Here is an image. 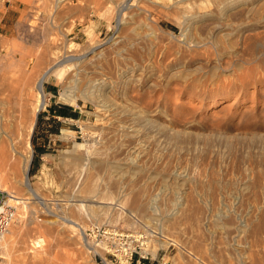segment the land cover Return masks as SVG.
I'll use <instances>...</instances> for the list:
<instances>
[{
  "label": "rangeland",
  "instance_id": "1",
  "mask_svg": "<svg viewBox=\"0 0 264 264\" xmlns=\"http://www.w3.org/2000/svg\"><path fill=\"white\" fill-rule=\"evenodd\" d=\"M4 1L5 0H0V8L4 4ZM126 1V6H121L124 0L120 2H118V0H19L18 2L22 3L24 10L20 16L18 29L7 35L0 31V133L2 134H0V140L3 141L0 143V149H7L8 154L7 152L6 154L7 156L10 155L11 158L8 157L9 159H12L11 166L14 164V168L11 167V171L15 169L16 176H19L18 178L22 181L25 179L23 173V162L25 158L23 159V157L29 154V151L26 152L27 150H31L33 155L27 173L28 185H15L1 178L3 175L0 176V182L4 179V184L1 183L3 185H1V187L9 191L14 190L17 196L26 199V202H22L17 206V218L12 223L13 226L11 227L13 235H15V237L12 236L15 240V242H12L15 247L13 251L17 258V260L15 258L17 262L13 261L12 263L25 264L21 262L20 258L26 251L31 255L39 253V255L42 256L43 260L38 264H84L85 258L90 260H88L89 264H100L90 256L79 240L77 226L86 227L87 223L92 219L100 224L109 225L110 227L117 228L119 231L130 235L129 240H131V247L126 250L127 253L125 252L124 254L123 252V254H119L117 258H115L113 254L107 255V259L109 261L113 259L116 264H264V233L254 235V237L251 238L255 242L252 249H248L246 247L248 245L245 246V244H247L245 239H243L245 240L244 242L242 239H238L241 241L235 242L236 247H238L239 244L240 248L244 246L242 254H238L236 251L227 249L226 240L223 238V234L220 233L223 230L218 227L220 217L222 216L221 213H223L225 209H233L236 213L238 211L237 214L241 216V219H247L253 218L256 215L255 213H257L255 212L257 208L264 206V167H261L264 166L262 165L263 163L260 166V161L258 162V159H255V157L250 158L253 157L250 156L246 159H238L237 162H235L236 164L231 159H227V163L230 164L228 165L225 163L226 161L223 162V164L219 161L216 162L213 158L207 157L204 159L199 155L196 156L191 150H187L186 152V150L184 151V149H182V151H184L182 152L180 148L176 150L177 145L174 146V143L168 140L169 138L165 139L166 136H164L157 127H151L149 129L151 134H154L155 139H153V143L155 145L150 142L152 140L148 141V139L142 140L141 142L143 145L146 144L144 145L145 148L156 149L159 150V152L161 150V152H158V155L156 153L157 156H155V153L147 152L149 156L145 153V157L141 154L136 156L137 159L132 155L130 156L131 158H135L137 161L139 160L140 162H138L145 166L143 165L141 169L136 171L128 172L124 164H121V168L117 167L119 168L117 172V168L111 163H118L122 161L123 158L126 159L127 156L124 157L120 155L121 157H118L119 154L115 151L113 154V146L111 145L112 139L110 143L107 133L103 132V128H100L109 120L108 117L112 115L110 114L112 113L110 109H113L115 106L120 108L122 106H128L127 108L130 107L132 110L134 109L133 111L136 113L140 114V112H142L144 116L147 114L149 117L151 116L159 122H164L167 125L170 124L169 126L175 127V129L185 130L191 133H210L212 129L219 126V124L224 126L226 123L228 124V121H231L233 126L235 125L236 132L241 131L243 134L247 130H251V126L253 125L259 124L264 126V52L261 53V56L260 54L253 55L247 52L248 48L246 49V43L248 42L247 45H249V43L252 42L253 38L251 36H248L249 38L247 37L244 45L238 43L236 45V50L232 53H226L224 57H217V55L219 56L217 51L220 49V52L223 50V52H227L230 47H228L227 50L226 48L217 49L212 43L205 44L207 48L204 47V45L199 49L197 48L198 51L194 50L191 52V49L188 51L189 48H187V44L192 43L188 41L191 39L192 35L188 36L191 33L187 31L188 29L185 24V26L182 25L184 22L182 24L180 23L182 22V13L176 11V8L172 5L173 0ZM110 6H112V8L114 7V10L112 9L113 11L111 10V12L108 9ZM106 8L108 10H105ZM119 20L122 21L120 25H118ZM170 24L175 25L177 28H173ZM185 28L187 30H184ZM91 29H94L96 33V38L94 37L93 40L94 43H92V39L87 33ZM207 33V30H204L199 31L197 35L205 37ZM185 42L188 43L186 44ZM71 43H75L74 45H78V47L73 45V47L69 48ZM92 44L94 46L99 44L100 47L98 50L104 49L103 53L105 55L103 54L100 57L109 60H114V58H121L120 60H123L125 58L124 60L129 62L130 60L133 63H136L134 61H137V63L141 62L139 64L146 70V73H148L150 69V74L152 73L156 77L160 76L164 82L168 80V75L170 76L172 73L176 75L178 72V76L176 75L173 79H170L169 83L171 86L168 91L170 92L174 89L176 93H173L174 91L172 92L173 101L171 103H169L170 101L168 102V114L163 112L160 114V111H156L154 108L155 106H148L149 101L153 103L154 100H158L157 96H159L161 92L152 96V98L147 101L148 103L140 101L139 103L129 104L125 103V101H121L117 96L114 97L112 95L106 96L105 98V94L102 95L103 92H101L96 85L85 81V77L89 72L88 68L90 71L93 70V65L87 64V66L85 63H81L80 60H74L69 64H56L51 67V65H54L55 59L59 57L70 59L81 58L80 56L83 54L85 55L88 51L87 48L91 47ZM262 45H264V39ZM185 47L187 50L184 49ZM203 48L206 49L204 50ZM199 50H202L201 53H203V55L205 54L204 51L206 52L208 50L206 53L211 52V58L204 57L194 60L190 58L189 60V56L192 55L191 53H198ZM56 54H58L59 57ZM89 54H92V52ZM213 54H215L216 57ZM183 55L185 57H183ZM213 56L215 58H213ZM81 64L87 67L84 68ZM195 66H201L199 72H194ZM213 66H218V70ZM49 67H51L50 71L44 80V91L47 93L46 104L57 100L67 105H77L82 109V115L79 120L73 123H65L63 126L62 129L72 131L69 138H64L61 133L62 129H59L57 133L50 135L51 145H49L48 150L43 153H36V142H33L35 125L28 138L30 124L28 119L26 121L24 118H27L28 114L26 112L30 111L28 109H30L32 105V100L36 98L37 89L35 86H32L33 82L43 70ZM181 69L184 71H180ZM95 75L94 73L92 77ZM198 76H202L200 77L202 79H200L202 85L199 83L198 87H196L193 84L194 87H191V78H199ZM77 77L84 79L80 82L81 86L76 83ZM26 84L29 85V88L24 91V86H26ZM48 85H54L56 89L50 92V90H48ZM185 86L188 87L186 88ZM177 88H179V90ZM193 88L200 93H214L216 97L208 98L206 96V98L202 99L204 97L202 96L198 98L199 100L196 97L197 100H191L189 97L197 96L196 93H198L195 92ZM202 88H205V90ZM144 89L150 90L147 88ZM199 89L201 91H199ZM191 90L192 93H190ZM66 91L77 97L75 103L71 104L60 99L61 95L66 93ZM169 92H167V96L170 95L171 92ZM22 98L24 101L21 100ZM212 99H215L216 102H213ZM177 100L183 103L182 115H178V113L175 112V110H177L175 104L178 102ZM112 101H118V103H114L116 105L112 107V103H110ZM121 102L122 104L124 102L125 105H122ZM103 103L111 106H102ZM20 105L24 108L22 109ZM18 106H20L22 110L28 108V111L26 110V112H24ZM101 108L103 110H101ZM147 109L150 110L144 111ZM152 110H154V113L151 112ZM42 111L41 109L36 116L35 124ZM173 114L175 115L174 117ZM163 116H165V118ZM172 118L177 120H188L189 123H174L172 122ZM96 131L97 133H95ZM261 131L264 135V130L261 129ZM92 132L95 134L90 137L89 134ZM103 135L107 138L105 136L106 139L101 137ZM11 138L16 143L15 148L17 153L14 154L10 146ZM246 138L251 139L249 136ZM246 138L244 137L245 140ZM101 139L106 140V142L108 141L107 145L109 147L104 143L105 141L103 142ZM248 139L247 142L250 141V139L249 141ZM100 140L103 143H101ZM28 141L31 142L32 149L27 148L26 150ZM86 143H91L92 146L89 148L90 151L92 149V154L94 151L97 152L95 149L99 146L100 147L97 149L98 151L102 152L104 149L105 154L102 152L99 158L107 154L106 158L103 159H107L106 164L111 167L109 168L105 165L106 169L109 168V170L105 168H98L99 170H96V182L99 183L96 184V193L98 196L100 194V197H102V199L104 198L106 202L108 201L107 204L103 200L102 205H109V208L106 210L107 217L105 218H90L86 216V214H82L84 209L80 212L77 206L72 205L75 204L73 195L78 189L82 188V182L84 181L86 173V169L82 170L83 174H79V172L75 170L77 166L74 167L72 165L77 164H72V157H74L73 153L77 155L78 152L81 153V151H85L88 147ZM103 144L107 146L110 151L105 150L106 147L104 148ZM166 144L169 145L166 146ZM172 145L174 147H172ZM172 148L175 149L173 150ZM167 149L170 151L173 150L172 154H169ZM76 150L78 152H76ZM178 150L181 152H177ZM100 152H97L98 155ZM97 153L94 155L95 157H98L96 156ZM243 161L250 165L248 170L241 169L240 165L243 166ZM2 166L3 165L0 164V168H2ZM72 170H74L76 176H74ZM9 171L10 170H8V172ZM179 171H183L190 181H192L189 185H184V187L180 182H176L174 174ZM121 172L123 176L124 174L126 176H124L125 179L123 178L125 188L123 194L120 193L121 197L119 200V192H117L119 189H117L116 178ZM115 180L116 182H114ZM112 181L115 184L112 183ZM248 181H256L257 186L252 191L253 193L251 192L246 195V189L243 187V184ZM110 183L112 185H108ZM101 184H103V186ZM113 185L114 187L112 188ZM107 187L109 189H107ZM140 187H147L146 189H149L147 191L154 194L159 192L170 194L171 196H169L171 198L169 197L167 201L172 200V205L169 203V208L171 209L172 207L173 211H175L174 208L178 211L181 210V207L183 208L185 197L181 193H183L186 188H190V190L194 192L195 200H197L196 202H201L200 204L208 203H206L209 214L208 221L203 226H194L190 229L191 237L195 234L193 237L198 241L201 239L203 249L209 248L208 250L204 249L206 253L203 250L201 251L204 253L200 251L203 257L196 259L195 262H190L185 258L184 252L186 248H189L191 245L195 247L200 242L195 241L196 243L194 245L189 241L185 243L184 239L189 236V233L185 231L184 228L182 229L183 225L181 228L176 227L175 229L171 223H168L169 221H165L164 223L161 218L162 215H158L160 211H157L158 216L156 215L153 219L150 216L148 217L151 219L145 216L146 218H143L144 220L146 219L145 221L142 220L143 216H141L138 211L136 212V210H133L132 213L129 212L126 205H124L127 204V202H125L123 198L127 196L126 200L131 201L134 197L133 194H135L132 191L139 190ZM126 193H129V197L131 196L129 199ZM106 195L112 200L106 197ZM112 195H114V197ZM115 195H117V199H115ZM181 197H183L184 200ZM113 199H115L114 202ZM159 200H161L158 201L159 204H161L162 201L164 202H162V204L166 203L165 198V201L163 198ZM242 200L246 206L241 205L243 204L241 202ZM60 202H65V204L62 206L58 204ZM100 202H102V200ZM178 202L179 204H177ZM82 203L88 204V202ZM232 205L236 209L233 207L229 208ZM52 206H54L55 209L53 210L55 212L66 215V218L51 215L48 209ZM162 206H166V204ZM133 214H135V216ZM139 216L141 217L140 219ZM158 217H160V219ZM130 218H132L131 221L128 220ZM18 221L20 222L18 223ZM168 224L172 226L170 225V227ZM10 234L12 235L11 232L7 235L8 239ZM36 236L42 239L44 238V242H42L43 244H41L40 247L37 246L39 248H32L31 240ZM23 240L24 242L26 240V245ZM50 241L54 243L52 247L49 246ZM28 247H31V249ZM131 249L133 250L132 255L130 252ZM239 256L242 258L239 259ZM236 257L238 258L236 259ZM6 261V264H9L8 257Z\"/></svg>",
  "mask_w": 264,
  "mask_h": 264
},
{
  "label": "bare ground",
  "instance_id": "2",
  "mask_svg": "<svg viewBox=\"0 0 264 264\" xmlns=\"http://www.w3.org/2000/svg\"><path fill=\"white\" fill-rule=\"evenodd\" d=\"M120 1L121 0H118V2H120ZM126 2L127 1L124 0V2L121 3V6L122 5L126 6V4H127ZM172 2H173L172 5L176 8V11L182 13V16H181L182 22H180V23L182 24L184 22L182 25L185 24L186 28L188 29L187 30L185 28L184 30H187V31H189V33H191L188 36L192 35L190 40L187 39L188 41H191L192 43L187 44L188 42L187 43L185 42L188 45L187 46V48H189L188 51H190V49H191V52H192L194 50H197V48L199 49V48L203 47L205 44L212 43L215 47H217V49L218 48H226V50H227L228 47H230V49H228L227 52L226 51L223 52L224 50L220 52L219 51L220 49L218 51L216 50L218 52V54H219V56L217 55V57H224L226 55V53L228 54V52H230V53L234 52L236 50V47H237L236 45L238 43H242V45H244L245 42H246L245 40L247 39V37L251 36L253 38V40L251 39L252 42L249 43V45H247L248 42L246 43V49L248 48L247 52H250L253 55L254 54L255 55L256 54L257 55L260 54V56H261V53L264 52V45H262L263 39H264V0H173ZM108 9L111 12L112 9L114 10V7L112 8V6H110V8L108 7ZM108 9L106 8L105 10H108ZM121 22L122 21L119 20L118 25H120ZM204 30H207V32H208L205 37L197 35L199 31H204ZM87 33L89 34L90 38L92 39V43H94V41H93L94 37L96 38V33H95L94 29L89 30ZM74 44L71 43L69 45V48L73 47ZM74 46L78 47V45H74ZM99 47H100L99 44L98 45L96 44V46H94L92 44L91 47L87 48V50H88V51L86 50L87 53L85 55L83 54L82 56H80L81 58H77V59L60 58L59 55L56 54V55H58L59 58H56V59L54 58L55 59V63L53 62L54 65H51V67L55 66L56 64H60V65L61 64H69L70 62H72L74 60H80L81 63H85L86 65L87 64L88 65H93L92 67L94 69L90 71L89 68H88L89 72H88V74L86 73L87 76L85 77L83 75L85 77V81L93 83L94 85H96L98 87V89L101 92H103L102 95L105 94V98H106V96H112L113 95L114 97L117 96L118 98H120L121 101H125V103H129V104L139 103L140 101L147 102L149 99L152 98V96L158 94V92H161V94L159 96H157L158 100L156 98L157 101L154 100L153 103H152V101H149V103L148 102L147 103H148L149 107H154L155 106L154 108L156 109V111H160V114L162 112L168 114L167 113L168 112V106L167 105H168L169 101H170L169 103H171L173 101L172 92L174 91V89H172L173 91H170L171 93L168 91L169 87L171 86L169 83H170V79H173L178 74V72L176 73V75L174 73H172L170 76L168 75V80L164 82V80L160 76L156 77L154 74H152V73L150 74L149 73L150 69H149V72L146 73L145 72L146 70H144V68L141 66V64H139V63H141L139 61H138L139 63H137V61H134L136 63H133V62H131V60H130V62L129 61H125L124 60L125 58L123 60H120L121 58L120 59L118 58L119 60L115 59V58H114V60H109L107 58L100 57V56H102L104 54L103 53L104 49L98 50ZM204 47H206V45ZM187 48L185 47L184 49L187 50ZM201 51L202 50H199L198 53H194V54L191 53V52H188V53L192 54V55H190L191 57L189 56V60H190V58L191 59L193 58V60H194V59H198V58H204V57L208 58V57H210V53H211L210 51H209L210 53H206L208 50L206 52L204 51V53H205L204 55H203V53H201ZM91 52H92V54H89ZM182 53H183V50H182ZM181 54H180V56H181ZM213 55L215 56V54H213ZM211 56H212V54H211ZM214 56H213V58L216 57V56L215 57ZM183 57H185V56L183 55ZM257 57H259V56H257ZM78 63H79V61H78ZM81 65L83 66V64H81ZM47 67H48V65H47ZM51 67L46 68L45 70H43L36 77V79L34 81L35 83L33 82L32 86L36 87L37 94H36V98L34 100H32V105H31L30 109L25 108V110H22L24 107H22L21 106L22 104L19 102L21 104L20 106L22 107V109L20 108V106H18V107L22 111L26 112L27 109L30 110V111L27 110L29 113L26 112L28 115L25 113L27 115V118H24V119H26V121L28 119V122L30 124L29 132L27 131L28 132V138L31 135L32 130L34 128L36 116L38 115L39 111L41 109H43V107L46 105V102H47V93L44 91V80H45L46 75L49 73ZM86 67H84V68H86ZM200 67L201 66H195V71L194 70L193 71L195 73L197 71L199 72V69H201ZM213 67L218 70V66H213ZM77 69H79V68H77ZM180 71H182V69ZM155 72H156V70H155ZM94 73L96 75L94 77H92L94 75ZM193 76H195V75H193ZM79 77H77L76 83H78V85L80 84L79 86H81L80 82H82L84 79H80ZM200 77H202V76H200ZM200 77L199 78H191L190 86L192 87L193 84H194L196 87H198L199 83H201V85H202V82H201L202 79ZM181 78H182V76H181ZM74 82H75V80H74ZM185 87L187 88L188 86H185ZM27 88H29L28 84H26V86H24V91ZM144 88H147V89H150V90H146ZM171 88H173V87H171ZM80 89H82V88H80ZM177 89L179 90V88H177ZM200 89H199V91H201ZM208 89H209V87H208ZM193 90H195V89L193 88ZM203 90H205V88ZM85 92H86V90H85ZM167 92H169L170 95L167 96L166 95ZM180 92H181V89H180ZM195 92H198V91L195 90ZM173 93H176V92L174 91ZM190 93H192V90H191ZM190 93H189V95H190ZM179 95H181V94H179ZM196 95L197 96L193 95L194 97L190 96L189 98L191 100H193V99L197 100L199 97H202V96H204L202 99L206 98V96L208 98L209 97H211V98L216 97V94L211 93V92H209V93L208 92H203V93L198 92V93H196ZM76 98H77L76 96L71 95L67 91H66V93H63L61 95V97H60L61 100L65 101V102H68V103H71V104L76 102ZM177 99H179V98H177ZM215 99H212V101L216 102ZM21 100H23V98ZM174 100H175V98H174ZM116 102L118 103V101H116ZM116 102H113V101L110 102V103H112L111 104L112 107H113V105L114 106L116 105V104H114ZM121 104H122V102H121ZM123 104H124V102H123ZM175 104H176V107H177V110H175V112L178 113V115H182L181 111H182V108H183V103L178 101ZM111 105H105L104 103L102 104V106H111ZM127 107L128 106H126V107L122 106L120 108L118 106L117 107L115 106V107H113V109L111 108L112 110L110 109V111L112 113H110V114H112V115L110 117H108L109 120L106 121V124L104 123L103 127H100V128H103V132L107 133V137H108L109 142L111 143V141H112L111 145L113 146L112 147L113 148V150H112L113 154H114V151H115V152H117L119 154L118 157H121L120 155H123L124 157L127 156L126 159L122 157L123 160L121 159L122 161H119L118 163H115V164H114V162L111 163L116 168L117 167L121 168V164H124L125 168L128 169V172L129 171L130 172L131 171H136L138 169H141L142 166L144 165V164L142 165L141 163H139L140 162L139 160H138L139 162L136 160L137 159V157H136L137 155H141V154L144 155L147 152L148 153H150V152L155 153V156L158 155L159 150L152 149V148H145L144 145H146V144L143 145L142 142H141L142 140H147L148 139V141L152 140L150 142L153 143V139H155V137H154V134L153 135L151 134V131L149 129L151 127H153V128L157 127V129L160 132H162V134L164 136H166L165 139L169 138L168 140L173 142L174 146L177 145L176 150H177V148H180L181 151H182V149H184V151L186 150V152H187V150H191L193 153H195L196 156L199 155V156L203 157L204 159H206L207 157L213 158V160H215L216 162L219 161V162H222V163L225 162V161H226L225 163H227L228 162L227 159H231L235 163L240 158L246 159V158H248L250 156H253V157H250V158H254L255 157V159H258V162L260 161V166H261L262 163H263L262 165H264V135H263V133L261 131V129L264 130V126L263 125H259V124L253 125V126H251V130H249V131L247 130L243 134V132H241V131L236 132V128L234 127L235 125L233 126L231 124V121H228V124L226 123V125H224V126L219 124V126L213 128L210 133H202V134L201 133H191L189 131L175 129V127L173 128V127L169 126L170 124L167 125L164 122H161V121L159 122L155 118H152L151 116L149 117L147 114L144 116V114H142V112H140V114L136 113V112L133 111L134 109L132 110L130 107L129 108H127ZM104 108H106V107H104ZM101 110H103V109L101 108ZM149 110L150 109H147V110H144V111H149ZM153 111L154 110H152L151 112H153ZM107 112H108V110H107ZM146 113H148V112H146ZM155 114H157V113H155ZM174 116L175 115L173 114V117ZM163 117L165 118V116H163ZM158 120H160V119H158ZM178 120L172 118V122H174V123L175 122H178L180 124L181 123H187V122L189 123L188 120H183V119H178ZM228 120H229V118H228ZM223 124H225V123H223ZM61 133H62V136L64 138H69L71 133H72V131L71 130H67V129H62ZM95 133H97V131ZM95 133L92 132V133L89 134V136L91 137ZM105 135H103L101 137H104ZM164 136H163V138H164ZM247 136L251 137V139L249 138L250 141H249L248 138H246ZM244 137L246 138V140L244 139ZM247 139H248L249 142H247ZM102 141L103 142L105 141L104 143L106 145L108 144V141L107 142H106V140H102ZM102 141H101V143H103ZM1 142H3V141L0 140V143ZM154 142H155V140H154ZM110 143H109V145H110ZM15 144L16 143L11 138L10 139V146H11V150H12L13 154L17 153V150L15 148L16 147ZM86 144H87L88 147H87L86 150L84 149L85 151H83V152L81 151V153H79L78 152L79 150L77 149L78 151L76 150V152H78L79 154L77 153V155H74V153H73L74 157H72L73 158L72 159V164H77V165H72V166H74V167L77 166V169L75 168V170H77L79 172V174L80 173L83 174L82 170L86 169L85 170L86 173L84 172L85 173L84 181L82 182L83 185L81 186L82 188L78 189L79 191L77 190V192L74 193V195H73L74 199L73 200L75 201V204H72V205L77 206V208H78V210L80 212H82V209H84L82 214L84 213V215L86 214V216H88L90 218L91 217H93L94 219L95 218L96 219L97 218L100 219L99 217H101V218L104 217L105 218V217H107L106 210H107V208H109L108 207L109 205L107 206L105 203H104L105 205H102L104 198L102 199V197H100L101 195L99 194V196H98V194L96 193L97 192L96 184H99V183L96 182V179H97L96 178V174H97L96 170H99L98 168H101V169L105 168L106 169V166H107L106 160L107 159H103V158H106L107 154H106V156L102 155L103 157L101 156L102 158H99V156L101 155L102 152H103V154H105L104 153V149H103L102 152H100V151L97 150L100 146L99 147L97 146L98 147L97 149H95V147H94V149L97 152H100V153L98 155V153L94 151L93 154H92L91 153L92 149L90 151V148H89L90 146H92L91 143H89V144L86 143ZM167 145H169V144H166V146ZM26 146H28V147H26V150H27V148L32 149L31 142L28 141V144ZM103 146H104V148L106 147L105 150L110 151L107 148L108 145L105 146L103 144ZM174 146L172 145V147H174ZM5 147H7V146H5ZM81 147H82V145H81ZM168 148H170V147H168ZM172 149L174 150L175 148H172ZM28 151H29V154L25 155V157H23V159L25 158L24 162H23V164H24L23 165V173H24L25 179L22 181L21 179L18 178L19 176H16L17 174L14 171L15 169H13V171H11V169H12L11 167L14 168V164H12L13 166H11V160L12 159H9V158H11L10 155L7 156V154H8L7 149L5 150V149L1 148L0 149V164L3 165L2 168L4 167L3 169L0 168V176L3 175V177H1V178H4L6 180V182L10 181V182H12L15 185H21V184L28 185L27 173L29 171L30 163H31L32 157H33L32 151L31 150H27L26 152H28ZM167 151H169V154L170 153L172 154V151H170L169 149H167ZM181 151L178 150L177 152H181ZM184 151H182V152H184ZM6 152H7V154H6ZM23 152H25V151H23ZM160 152H161V150H160ZM96 153H97L96 156H98V157L94 156ZM148 153H147V155H148ZM156 153H157V155H156ZM110 154H111V152H110ZM132 155H134V157H136V159L135 158H131L130 156H132ZM111 156H112V154H111ZM145 156L146 155H144V157ZM250 158H249V160H250ZM112 161H114V160H112ZM228 165H230V164H228ZM231 165H232V163H231ZM249 166L250 165L246 164L245 162L243 163V166L240 165L242 170H248ZM107 167H109V165ZM261 167L263 168L264 166H261ZM109 168H111V167H109ZM109 168H107L106 170H109ZM118 169L119 168H117V172H118ZM8 170H10L11 172L10 171L8 172ZM72 171L74 172V170H72ZM80 171H82V172H80ZM113 171H114V169H113ZM139 171H141V170H139ZM99 173H101V172H99ZM112 173H111V175H112ZM74 176H76L75 172H74ZM109 176H110V174H109ZM124 176H126V175L124 174ZM124 176L122 175V172H121V174L116 178L117 182H116V180L114 181V182H116L117 189H119V191H117V192H119L118 199L121 197L120 193L123 194V190L125 188L124 184H123ZM174 176H175L174 178L176 179V182H178V183L180 182L183 186L184 185H189V183L192 182V181H190L188 176L183 173V171L176 172L174 174ZM69 178H70V176H69ZM4 179L2 180V182H0V186L2 185L1 183H3ZM114 182L112 181V183H114ZM101 185L103 186V184H101ZM108 185H112V184L110 183ZM256 186H257L256 181H248V182L244 183L243 187H245V189H246L245 194L246 195L250 194L256 188ZM113 187H114V185L112 186V188ZM146 188L147 187H145V188H141L140 187V189L138 188L139 190L135 189L136 191H132L135 194H133L134 197L132 198L131 201L126 200L127 196H126V198H123V200L125 199L124 201L127 202V204H124V202L121 200L123 202V204L126 205V208H128L129 212L132 213L133 210L134 211L136 210V212L138 211L140 213V215L143 216L142 220H144L143 218L145 216H147V217L150 216V217H152V219L155 218V216L157 215V211H160V213L158 212L159 213L158 215H160V216L162 215L161 218L164 221V223H165V221H169L168 223H171L175 229H176V227L177 228L178 227L181 228V226L183 225L182 229L184 228L185 231H187L189 233L188 234L189 236L185 237L186 239H184L185 243H187L189 241V242H192V244L194 245L196 243L195 241H198V240H195V237H193V235H195V234L192 233L193 230L191 232L193 234L192 237H191L190 229L192 227H194V226H197V227L203 226L208 221V219H209L208 218V215H209L208 214V207H207L208 203L206 202L207 204L206 203L200 204L201 202L200 203L196 202L197 200H195L194 192L192 190H190V188H188V189L186 188L183 191V193H181L185 197V203L183 205V208L181 207V210L178 211L176 208L173 207L175 209V211H173L172 207H171V209L169 208V205H170L169 203H171L172 200L167 201V199L171 196L170 194H165V193L163 194L161 192L154 194V193L148 192L147 190H149V189H146ZM107 189H109V188L107 187ZM129 193H126V194L128 195ZM117 195H115V199H117L116 198ZM112 196L114 197V195H112ZM18 197L19 196H17V194L15 193L14 190H10V197H9L10 203L14 204L16 202H19V203L20 202H26V199L21 201V200H18ZM106 197H108V195H106ZM130 197L128 195V199ZM160 198H163V200L165 198L166 206H162V205H165V204H162L163 201L161 202V204H159L158 201H161V200H159ZM177 198H179V197H177ZM181 198L183 199V197H181ZM100 199L102 200V202H100L101 201ZM109 199H111V198H109ZM115 199H113V202H114ZM243 200H245V199H243ZM243 200L241 201L243 203L241 205H245ZM104 201L106 202V200H104ZM78 202H80V203H78ZM82 202H88V204L87 203L83 204ZM167 202H168V206H167ZM106 203L108 204V201ZM174 204H175V202H174ZM177 204H179V202ZM180 204H182V203H180ZM171 205H172V203H171ZM174 206H176V205H174ZM231 207H233V205L230 206L229 208H231ZM234 209H236V208H234ZM255 210H256V208H255ZM152 212H153V214H152ZM255 212H257V213H255L256 215L253 218H247V219H241L240 218L241 216H238V214H237L238 211L236 213L233 209H225L224 212L221 213L222 216L221 217L219 216L220 217V221L218 223V227L223 230L220 233L223 234V238L226 240V243H227L226 247H227L228 250L236 251L238 254H242V252L244 251V246H243V248H240L239 247L240 244H239L238 247H236V245H235V242L239 241L238 239H242V240L245 239L247 241V244H245V246L248 245L246 247L248 249H252V247L254 246L255 242L251 238L254 237V235H258L260 233H264V206H260L259 208H257V210ZM123 214H125V213H123ZM133 215L135 216V214H133ZM19 217H21V216H19ZM150 217H148V218L151 219ZM140 218L141 217L139 216V219ZM158 218L160 219V217H158ZM149 219H148V221H150ZM128 220L131 221L132 218H130ZM73 221H74V219H73ZM19 222L20 221H18V223ZM150 223L152 224L151 221H150ZM171 224H168V226H170ZM78 225H81V224H78ZM12 226L13 225H11L10 228L8 229V232L6 233V235L4 237L3 244H2L3 253H4L6 258L8 257L9 264H11L13 261H15V258H16V255L14 254V251H13V248H15V247H14V244L12 242H15V240L13 239L12 236L15 237V235H13V231L11 230ZM18 231H19V229H18ZM9 232H11L12 235L10 234V237L8 239L7 235H8ZM178 232H177V234H178ZM182 233H183V231H182ZM222 234H220V235H222ZM186 235H184V236H186ZM182 238H184V237H182ZM245 240H243V242ZM52 241H53V239H52ZM55 241H56V239H55ZM23 242H24V240H23ZM25 242H26V240H25ZM25 242H24V244H25ZM31 242L33 244V245H31L32 248H35L37 246L40 247L41 244H43L42 242H44V238L42 239L39 236H36L33 240H31ZM53 242H51V241L49 242V246L50 247H52V244H54ZM198 242H200V243L198 245H196L197 247L195 246L196 248L191 245L189 248H186V251L184 252L185 258L187 260H189L190 262L191 261L195 262L196 259H199L200 257H203V254H201V252H202L201 250L204 251V249H207V248L203 249V245L201 244L202 243L201 239ZM186 246H187V244H186ZM31 247H28V248L31 249ZM39 247H37V248H39ZM198 247H199L200 250L198 249ZM204 252H202V253H204ZM237 258L238 257H236V259ZM241 258L239 256V259H241ZM20 259H21V262H24L25 264L26 263L27 264H38V263H41V260H43L42 256L39 255V253H37L35 255H31V254H28V252H26V251H25V253L22 254ZM16 260H17V258H16ZM88 260L85 258V261L84 262L82 261V262L84 264H89L90 260L89 261ZM15 262H17V261H15ZM12 264H14V263H12ZM90 264H92V263H90Z\"/></svg>",
  "mask_w": 264,
  "mask_h": 264
},
{
  "label": "built area",
  "instance_id": "3",
  "mask_svg": "<svg viewBox=\"0 0 264 264\" xmlns=\"http://www.w3.org/2000/svg\"><path fill=\"white\" fill-rule=\"evenodd\" d=\"M9 197L10 191L0 186V264L7 263L2 244L8 229L17 217V206L22 203H10ZM18 200L22 201L25 199L18 197ZM58 204L63 206L65 202H60ZM53 209H55L54 206L48 209L51 215L66 218V215L59 214ZM77 228L81 245L88 251L90 256L100 264H116L113 259L109 261L107 255L113 254L115 258H117L119 254H123V252L125 254L126 250L131 247V240H129L130 235L119 231L117 228L110 227L109 225L100 224L95 220L90 219L86 227L80 228L77 226ZM31 245H33L32 242ZM130 252L132 255L133 250L131 249Z\"/></svg>",
  "mask_w": 264,
  "mask_h": 264
},
{
  "label": "crops",
  "instance_id": "4",
  "mask_svg": "<svg viewBox=\"0 0 264 264\" xmlns=\"http://www.w3.org/2000/svg\"><path fill=\"white\" fill-rule=\"evenodd\" d=\"M18 1L5 0L0 8V31L5 35L18 29L20 16L24 10L22 3ZM54 89H56L54 85H48L50 92ZM42 110L35 124L33 137L35 138L36 147H41L46 151L51 145L50 135L57 133L65 123H73L79 120L82 109L77 105H67L54 100L48 102ZM43 152L36 151V153Z\"/></svg>",
  "mask_w": 264,
  "mask_h": 264
},
{
  "label": "trees",
  "instance_id": "5",
  "mask_svg": "<svg viewBox=\"0 0 264 264\" xmlns=\"http://www.w3.org/2000/svg\"><path fill=\"white\" fill-rule=\"evenodd\" d=\"M170 26H172L173 28H177L175 25H173V24H170ZM33 142H35V138L33 137ZM36 151H38V152H43V151H45V150H43V149H41V147H36Z\"/></svg>",
  "mask_w": 264,
  "mask_h": 264
}]
</instances>
